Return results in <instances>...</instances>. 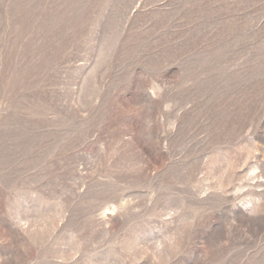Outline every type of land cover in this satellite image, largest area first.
<instances>
[{
  "label": "rangeland",
  "instance_id": "rangeland-1",
  "mask_svg": "<svg viewBox=\"0 0 264 264\" xmlns=\"http://www.w3.org/2000/svg\"><path fill=\"white\" fill-rule=\"evenodd\" d=\"M0 264H264V0H0Z\"/></svg>",
  "mask_w": 264,
  "mask_h": 264
}]
</instances>
